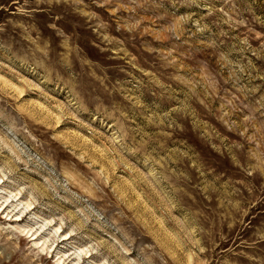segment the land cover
Returning <instances> with one entry per match:
<instances>
[{
	"label": "rangeland",
	"instance_id": "rangeland-1",
	"mask_svg": "<svg viewBox=\"0 0 264 264\" xmlns=\"http://www.w3.org/2000/svg\"><path fill=\"white\" fill-rule=\"evenodd\" d=\"M3 205L0 264H264V0H0Z\"/></svg>",
	"mask_w": 264,
	"mask_h": 264
},
{
	"label": "bare ground",
	"instance_id": "bare-ground-1",
	"mask_svg": "<svg viewBox=\"0 0 264 264\" xmlns=\"http://www.w3.org/2000/svg\"><path fill=\"white\" fill-rule=\"evenodd\" d=\"M2 209H3V211H2ZM28 209H30V206H28L27 207V210ZM7 210V208H5V206L3 205V206H0V211H2L1 212V214H4L5 213V211ZM18 218L15 220L16 222H23V218L21 217V215H18L17 216ZM26 218V217H25ZM38 233H36V235H37ZM36 235L34 234L32 237H33V241L34 240H38V238H36Z\"/></svg>",
	"mask_w": 264,
	"mask_h": 264
}]
</instances>
